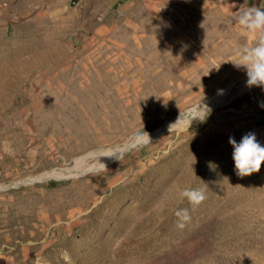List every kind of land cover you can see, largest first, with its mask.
<instances>
[{
  "label": "rangeland",
  "instance_id": "obj_1",
  "mask_svg": "<svg viewBox=\"0 0 264 264\" xmlns=\"http://www.w3.org/2000/svg\"><path fill=\"white\" fill-rule=\"evenodd\" d=\"M256 9L0 0V264H264V162L238 176L229 143L264 144L234 64Z\"/></svg>",
  "mask_w": 264,
  "mask_h": 264
},
{
  "label": "clouds",
  "instance_id": "obj_2",
  "mask_svg": "<svg viewBox=\"0 0 264 264\" xmlns=\"http://www.w3.org/2000/svg\"><path fill=\"white\" fill-rule=\"evenodd\" d=\"M240 23L250 30L264 29V9L243 12L240 16ZM234 64L237 67L242 65L246 69L248 86L264 87V40L254 47L244 49ZM205 111L207 117L210 109L206 107ZM229 143L233 148L234 170L238 176L243 177L260 170L264 162V144L257 140L254 132L244 134L239 142L230 136ZM209 165L212 168L216 167V164L211 161ZM192 191L194 190H187L185 195L190 196Z\"/></svg>",
  "mask_w": 264,
  "mask_h": 264
},
{
  "label": "bare ground",
  "instance_id": "obj_3",
  "mask_svg": "<svg viewBox=\"0 0 264 264\" xmlns=\"http://www.w3.org/2000/svg\"><path fill=\"white\" fill-rule=\"evenodd\" d=\"M242 84V83H241ZM243 86V85H242ZM219 97L215 98V100L212 103H209V106H212L213 104H215L218 101ZM217 104V103H216ZM118 154H110L108 155V160L113 159L114 157H117ZM101 159V158H100ZM102 161V160H101ZM103 162V161H102ZM100 166V165H99ZM102 167V166H101Z\"/></svg>",
  "mask_w": 264,
  "mask_h": 264
},
{
  "label": "built area",
  "instance_id": "obj_4",
  "mask_svg": "<svg viewBox=\"0 0 264 264\" xmlns=\"http://www.w3.org/2000/svg\"><path fill=\"white\" fill-rule=\"evenodd\" d=\"M61 1H66V0H61Z\"/></svg>",
  "mask_w": 264,
  "mask_h": 264
}]
</instances>
